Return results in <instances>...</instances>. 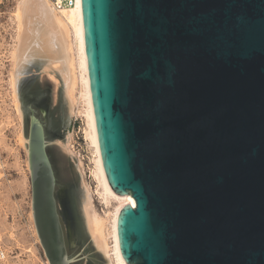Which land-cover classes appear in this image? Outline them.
<instances>
[{"label":"water","instance_id":"water-1","mask_svg":"<svg viewBox=\"0 0 264 264\" xmlns=\"http://www.w3.org/2000/svg\"><path fill=\"white\" fill-rule=\"evenodd\" d=\"M105 180L126 264H264V0H81ZM46 110H43L45 114ZM48 132L27 122L31 211L71 264Z\"/></svg>","mask_w":264,"mask_h":264},{"label":"rangeland","instance_id":"rangeland-1","mask_svg":"<svg viewBox=\"0 0 264 264\" xmlns=\"http://www.w3.org/2000/svg\"><path fill=\"white\" fill-rule=\"evenodd\" d=\"M17 2L18 0H0V138L6 163V179L0 188V230L9 248L10 262L48 264L31 216V187L26 153L18 142L20 132L25 136L30 116L26 110L29 105L24 103L21 95L28 89L31 92L40 90L47 98L46 105H43L47 107L45 114L41 108L29 107L34 117L39 119L50 133L52 125L58 129L56 135L48 133L51 136L47 152L55 176L57 205L62 217L71 264H101V257L91 248L90 240L84 233L80 215L82 184L93 193L96 190V183L91 174L93 151L85 136L84 116L82 113L70 115L62 89L55 87L48 76L41 75L37 64L31 65L18 83L17 98L21 116L12 102L9 75L14 33L10 15ZM67 137L71 153L64 151L60 145ZM93 199L98 214L105 216L111 211L112 208H105L96 195H93ZM109 238L110 236L107 237V242L112 246V239Z\"/></svg>","mask_w":264,"mask_h":264},{"label":"bare ground","instance_id":"bare-ground-1","mask_svg":"<svg viewBox=\"0 0 264 264\" xmlns=\"http://www.w3.org/2000/svg\"><path fill=\"white\" fill-rule=\"evenodd\" d=\"M10 22L14 37L10 51L9 84L14 108L20 115L18 83L30 66L37 64L41 75L48 76L55 87L62 89L70 115L82 113L86 122L85 136L93 151L91 174L96 183L95 193L82 184L80 215L83 230L91 248L101 257V264H126L118 242L117 219L122 208L129 206L134 209L135 202L129 194L113 193L104 177L89 90L81 0H78L75 9L61 13L54 12L47 0H18ZM18 142L25 150L28 169L27 139L21 132ZM60 145L64 151L71 153L68 137ZM77 165L79 167L80 163ZM93 195L105 208H112L105 216L96 212ZM108 236L112 239V246L107 242Z\"/></svg>","mask_w":264,"mask_h":264},{"label":"built area","instance_id":"built-area-1","mask_svg":"<svg viewBox=\"0 0 264 264\" xmlns=\"http://www.w3.org/2000/svg\"><path fill=\"white\" fill-rule=\"evenodd\" d=\"M50 8L56 12L61 13L68 10H73L78 5V0H47ZM6 179V163L4 159V152L0 138V188ZM0 264H11L9 248L5 244L3 234L0 230Z\"/></svg>","mask_w":264,"mask_h":264},{"label":"flooded vegetation","instance_id":"flooded-vegetation-1","mask_svg":"<svg viewBox=\"0 0 264 264\" xmlns=\"http://www.w3.org/2000/svg\"><path fill=\"white\" fill-rule=\"evenodd\" d=\"M22 99L24 101V103L28 104L29 107L33 106V107H36V108H41L43 110H46L47 111V107L43 105H46V101H47V98H46V94L45 93H42V91L40 90H34L33 92L29 91L28 89L24 90L22 92ZM27 107L26 110L30 111L32 110L31 108ZM55 125H52L51 128H52V131L50 133L49 129H47L45 126V130L50 133V134H55L56 135V132H58V129L56 128L55 129ZM61 127V126H60ZM67 131V130H66ZM60 133H62L61 131H59ZM49 134V135H50ZM61 136V135H60Z\"/></svg>","mask_w":264,"mask_h":264}]
</instances>
